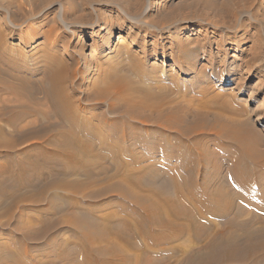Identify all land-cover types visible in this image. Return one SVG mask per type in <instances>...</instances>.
I'll return each instance as SVG.
<instances>
[{
	"label": "bare ground",
	"instance_id": "bare-ground-1",
	"mask_svg": "<svg viewBox=\"0 0 264 264\" xmlns=\"http://www.w3.org/2000/svg\"><path fill=\"white\" fill-rule=\"evenodd\" d=\"M92 25L96 33L104 28L100 24ZM21 30L26 42L30 33L34 38L33 30L25 32L22 27ZM100 34L102 33H98V36ZM111 39L112 35L107 42ZM14 48L13 51H16ZM107 51H113L109 43L99 45L91 55L82 58L81 66L76 64L74 57L68 64L63 58L58 59V55L50 53L48 57L41 60L39 58L35 69L24 68L25 65L14 62L10 57L2 58L7 65H14L15 68L8 73L9 79L0 80V139H3L7 127L21 131L23 120L32 115L39 116V121L45 123V133L31 137L32 149L22 152L28 156L27 163L19 160L20 162L14 163L16 167L13 164L11 167H0V200L9 205L8 214L12 217L19 215L21 219L30 218L41 226L40 230L34 231L21 222L17 232H21L23 237L40 238L53 228L58 230L67 226L75 236V245L68 246L66 242L61 244L62 253L57 258L60 264H264V175L257 172L264 168V151L259 149V133L250 128L248 122L224 119L222 114H218L214 126L209 129L214 132L219 144L216 147L217 154L223 152L227 157L225 160L219 159L218 163L229 166V175L222 179V183L228 185V188L219 185L221 176L215 172L220 170L216 166L218 155H206L203 152L205 149L199 145L196 148L200 151L198 158L206 162L208 168V165L212 166L215 172L217 181L213 184L211 179H205V169H197L198 176L204 179L199 182V177L196 175V178L194 174L195 170L186 165V168L176 172L168 168L166 173L171 174V179L164 177L158 181L157 175H153L154 181L149 183L146 179L148 167L143 165L137 168L138 172H142L137 177L121 173L119 183L108 184L87 195L81 193L83 186L94 182L90 158L108 163L107 167H99L100 173L106 174L116 169L123 159L141 163L144 158L134 147L132 150L126 146L110 148L107 143L147 142L148 149L153 150L155 144L147 140L156 138L172 145L178 142L188 143L184 151L191 153L193 148L189 145L190 141L201 134L196 126L205 123L203 113L195 114V120L190 121L188 113L179 115L170 109L165 112L163 109H154L149 114L151 116H146L138 106H122V99L126 101L125 95L131 90L135 93L136 87L131 86V80L125 74H117L108 83L112 95L109 97L107 93L98 94L93 102L103 103L108 107L98 114V118L108 120L116 116L119 119H112L114 121L109 123V127H102L99 122L88 124L89 112L81 104L80 98L74 99L67 85L69 83L75 87L78 79L82 78L83 69L98 77L104 66L90 68L89 65L94 56L101 58ZM25 57L28 56L25 54ZM23 60L20 59L21 62ZM115 69L119 73L128 69L135 72L137 77L141 71L139 63H124ZM24 73L30 77H25ZM102 85L104 81L91 88L99 89ZM4 94L8 97L3 96ZM128 96L132 97L130 94ZM248 96L249 101L256 97L253 93ZM144 98L145 105L153 103L160 108V103L154 100L155 96L146 92ZM45 106L49 110L41 109ZM222 108L228 112L232 110L227 101ZM39 121H31L26 125H35ZM130 121H135L138 125L126 126ZM151 129L159 131L155 133ZM6 150L15 151V148ZM11 155L10 152L6 158ZM73 176H83L85 182L72 187L66 183V179ZM148 185H151L150 188H145ZM63 190L71 193L63 197L60 195ZM28 191L35 192L37 197L26 195ZM138 191L143 194L138 195ZM111 193L117 200L104 205L82 201L84 198L91 201L105 199ZM78 195L83 199L80 200ZM111 207L116 210L104 213ZM30 212L35 214L31 215ZM62 212H68L71 217L60 220ZM208 221L216 222L210 224ZM185 235L192 239V245L181 249L182 254L175 258L177 247L173 242Z\"/></svg>",
	"mask_w": 264,
	"mask_h": 264
},
{
	"label": "rangeland",
	"instance_id": "rangeland-1",
	"mask_svg": "<svg viewBox=\"0 0 264 264\" xmlns=\"http://www.w3.org/2000/svg\"><path fill=\"white\" fill-rule=\"evenodd\" d=\"M92 24H100L106 30L104 28L100 30L98 33L102 34L98 36ZM21 27L25 32L33 30L34 38L30 33L26 42ZM11 30L14 31L13 35ZM110 35L112 39L107 42ZM53 39L56 44L53 43ZM0 40H2L0 41V70L2 69L0 80L9 79L8 73L15 68L14 65L10 67L5 63L2 60L4 57H10L14 62L25 65L24 68L32 69L36 68L35 63L50 55H58L59 57L56 56L58 59L63 58L62 60L67 61L68 64L74 57L76 64L81 66L83 57L91 55L99 45L105 46L109 43L113 51H107L104 56L102 55L104 58L94 56L89 65L90 68L104 66L98 77L86 73L83 69V79L80 77L75 87L69 83L67 85L74 99L80 98L81 104L89 112L88 124L94 125L99 122L100 126L109 127V123L119 119L116 116L108 120L98 118V114L108 107L106 104L93 102L98 94L107 93L109 97L112 95L108 83L111 77L117 74H125L124 76L129 77L132 87L137 89L139 86L137 90L133 88L135 93L132 92L134 90L128 92L132 97L128 96V93L125 95L129 98L125 97L126 101L122 99L120 102L122 106H138L146 116H151L149 114L153 113L154 109H163L164 112L170 109L178 112L179 115L188 113L190 121L195 120V114H204L205 123L196 126L201 134L190 141L189 145L193 148L190 150L191 153L184 151L188 143L178 142L176 146L175 143L172 145L170 142H161L156 138L147 140L155 144L153 150L148 149L147 142L107 143V147L110 148L126 146L127 149L132 150L134 147V150L144 158L141 163L123 159L118 169L114 168L108 174L99 171V167H107L108 163L90 158L89 164L91 171L94 172V182L83 186L81 193L85 195L100 190L108 184L119 183L121 173H129L137 177L142 174L137 168L143 165L148 167L146 179L149 183L152 182L153 175H157L158 181L164 177L171 179V174L166 173L168 168L176 172L190 166V169L195 170V176H198L197 169H205L207 175L204 177L206 180L211 179L212 184L217 181L214 174L218 172V176H221L219 185L228 188V185L222 183V179L229 175V166L218 163L219 159L225 160L227 157L223 152L217 154L216 147L219 144L214 132L209 130L214 126L218 114H222L224 119L248 122V126L259 133L261 141L259 149L264 151V0H0ZM25 54L28 57H25ZM20 59H24V62ZM27 63L30 64L26 65ZM124 63H139L140 75L137 77L135 72L128 69L119 73L115 68H119ZM24 75L30 77L26 73ZM101 81H104V85L99 89L91 88L92 85L102 83ZM146 92L155 96L154 100L160 103L158 104L160 108L153 103L148 106L144 104ZM250 93L256 96L254 100H248ZM3 96L8 97L7 94ZM225 101L231 106L232 110L229 112L222 108ZM9 109L10 106L7 107V110ZM41 109L46 111L49 107L45 106ZM35 120L41 119L32 115L23 120L20 125L21 131L6 128L3 139H0V167H11L12 164L15 166L14 163L20 161L27 163L28 156L22 152L32 149L31 137L45 133L43 121L31 126L26 125ZM132 122L135 121H130L126 126L138 125L137 122L135 124ZM151 131L156 133L159 130L151 129ZM199 145L205 149L203 152L206 155L212 153L218 155L216 166L220 170L214 168L217 170L214 172L212 166L208 165V168L207 163L198 158L200 151L196 148ZM99 147L103 148V146ZM6 148H15V151H8ZM8 152L12 155L7 159ZM168 154L169 156H165ZM127 163H130V166H127ZM259 171L262 173L258 174L264 175V168L257 172ZM1 174L0 172V179H2ZM203 180L198 178L199 182ZM83 182H85L83 176L66 179V183L72 187ZM26 193L30 197H37L35 192ZM70 193L69 190H63L60 195L64 197ZM140 194L143 193L138 191V195ZM78 197L81 198L80 200L83 199L81 195ZM87 199L84 198L82 201L104 205L116 201L117 197L111 193L105 199L98 198L92 201ZM15 200L18 201L17 198ZM8 207L5 202H0V264H54L55 262L60 264L57 261L62 253L60 246L65 242L68 246L75 245L73 232L65 226L58 230L53 228L40 238L23 237L21 232H17L21 222L34 231L40 230L41 226L30 218L21 219L19 215L12 217L8 214ZM115 210V207H111L104 213ZM30 214L33 215L35 212ZM70 217L68 212L59 215L60 220ZM208 222L211 224L216 221ZM191 240L185 235L177 242H173L177 247L175 258L180 257L183 251L181 249L192 245Z\"/></svg>",
	"mask_w": 264,
	"mask_h": 264
}]
</instances>
